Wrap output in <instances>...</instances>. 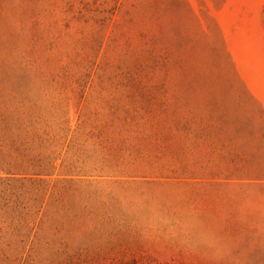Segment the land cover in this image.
<instances>
[{
  "label": "rangeland",
  "instance_id": "obj_1",
  "mask_svg": "<svg viewBox=\"0 0 264 264\" xmlns=\"http://www.w3.org/2000/svg\"><path fill=\"white\" fill-rule=\"evenodd\" d=\"M0 264H264V0H0Z\"/></svg>",
  "mask_w": 264,
  "mask_h": 264
}]
</instances>
